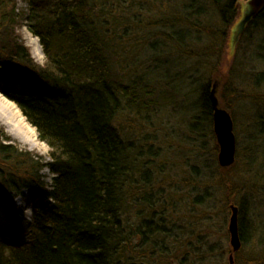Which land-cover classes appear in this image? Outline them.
<instances>
[{
  "label": "trees",
  "instance_id": "1",
  "mask_svg": "<svg viewBox=\"0 0 264 264\" xmlns=\"http://www.w3.org/2000/svg\"><path fill=\"white\" fill-rule=\"evenodd\" d=\"M126 1L23 0L25 8L20 11L17 0H0V93L50 147V160L45 162L0 130V197L6 199L14 230L23 226L30 235L28 244L18 246L11 234L0 230V264H137L157 255L158 264H169L168 252L161 245L156 251L151 240L170 232L169 220L161 218L168 191L151 185L155 179L149 167L159 157L151 148L155 136L135 134L147 128L144 124L151 127L148 118L155 113L156 101L169 99L159 94L160 83H154L157 94L147 81L134 80L118 67V47L122 35L129 32L133 11V6L123 5ZM242 1L211 0L226 28L222 34L236 20ZM20 18L39 39L45 56L42 66L16 33ZM252 28L264 34V12L241 39ZM182 36L178 33L175 38L180 42ZM261 43L264 48V35ZM211 80L198 87L191 133L197 134L202 122L208 128L212 125ZM158 95L163 97L156 99ZM128 115L140 119L142 127L137 130L134 117L131 121ZM44 168L55 175L49 186L41 175ZM23 190L38 197L29 220L13 204ZM201 199L197 196L193 201L200 204ZM156 210L161 214L156 215ZM244 213L238 207L242 247L248 238ZM137 237L140 241L135 244ZM212 253L211 247L192 248L197 264L209 262ZM204 255L210 256L205 260ZM182 260L183 256L180 264Z\"/></svg>",
  "mask_w": 264,
  "mask_h": 264
},
{
  "label": "rangeland",
  "instance_id": "2",
  "mask_svg": "<svg viewBox=\"0 0 264 264\" xmlns=\"http://www.w3.org/2000/svg\"><path fill=\"white\" fill-rule=\"evenodd\" d=\"M123 5L133 6V11L127 28L129 32L126 37L122 35L119 52L117 50L118 67L132 79L147 81L157 94L158 88L154 83H160L159 94L163 93L169 99L168 102L157 100L155 113L148 118L152 120L151 127L144 124L147 128L135 133L138 138L144 132L155 136L151 148L159 157L149 167L155 179L151 185L168 191L164 198L165 210L162 214L156 210L155 214L169 220L166 226L170 232L168 237L151 239L155 241L156 251L161 245L169 254L166 259L169 264H180L181 256L185 258L182 264H197L192 257V248L206 251L211 247L212 259L208 257L206 264H229V244L225 234L230 215L228 207L232 203L245 209L242 219L248 236L240 252L234 255L233 264L235 261L238 264H264V231L261 230L264 228L263 32L252 28L237 44L234 56L229 58V33L227 38L226 33L230 32L239 13L224 35L225 27L220 23L211 0H127ZM117 6L121 7L122 3ZM17 7L20 11L25 8L23 0H18ZM195 12L198 16L193 15ZM16 33L35 63L44 65L45 56L39 39L28 31L22 18ZM178 33L183 34L180 42L175 38ZM222 39L226 40L225 45ZM216 74L221 78L217 98L220 106L231 116L235 137V162L227 170L217 163L218 148L212 125L208 128L202 122L197 134L190 132L191 119L195 114L192 105L197 98L198 87ZM16 87L20 89L19 85ZM0 96L3 97L1 93ZM4 100L16 108L15 115H21L24 123L30 126L36 141L28 143L9 127L17 137L10 135L1 116L0 130L20 148L45 162L49 161L50 147L38 138L36 130L16 105ZM141 115L145 117L146 114ZM128 116L130 119L132 115ZM132 123L137 130L142 127V121L136 117ZM41 175L49 186V171L44 168ZM22 195V198L16 197L13 204L29 220L30 210L38 204V198L27 190L22 191ZM197 196L202 197L200 204L193 201ZM2 197L0 230L11 234L17 245L26 239L25 228L20 226L14 230V219L7 212L6 199ZM134 213L130 218L135 225L137 218ZM146 218L143 212V219ZM139 241L137 237L135 244ZM151 247L144 246L143 252L147 253ZM207 256L210 255L203 258L207 260ZM157 259L158 255L152 259L142 258V263L137 264H158Z\"/></svg>",
  "mask_w": 264,
  "mask_h": 264
},
{
  "label": "water",
  "instance_id": "3",
  "mask_svg": "<svg viewBox=\"0 0 264 264\" xmlns=\"http://www.w3.org/2000/svg\"><path fill=\"white\" fill-rule=\"evenodd\" d=\"M264 12V0H246L240 4L239 17L232 25L228 34V57L232 58L241 36L245 33L248 25ZM219 80L216 78L209 91V100L212 110V132L217 144V163L220 168L227 170L235 162V137L233 123L230 114L220 106L218 93ZM229 219L227 232L229 235L230 255L229 264L233 263V254L237 253L242 243L238 229V207L234 204L229 206Z\"/></svg>",
  "mask_w": 264,
  "mask_h": 264
},
{
  "label": "bare ground",
  "instance_id": "4",
  "mask_svg": "<svg viewBox=\"0 0 264 264\" xmlns=\"http://www.w3.org/2000/svg\"><path fill=\"white\" fill-rule=\"evenodd\" d=\"M14 110H16V108L13 107L12 104H9L6 100H4L3 97L0 96V116L4 118V121L6 122V126H8L6 127V131L10 135L17 137L15 133H12L11 130L9 129V127L11 129L13 128L16 132H18L21 136H23V138L26 141H28V143L34 144L36 139L34 138V135L31 134L32 129L28 124L24 123V120L21 118V115H17V116L15 115ZM49 173L51 174V178L55 176L51 172ZM16 197L19 198V196ZM16 197L14 198V201ZM32 213L33 212L31 208L30 217L32 216ZM24 234H25L24 237L26 239L24 240V242L17 244L18 246H23L29 243L30 235L27 232V230H25Z\"/></svg>",
  "mask_w": 264,
  "mask_h": 264
}]
</instances>
